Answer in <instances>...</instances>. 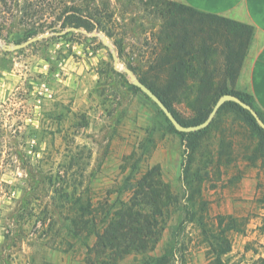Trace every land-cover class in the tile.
Instances as JSON below:
<instances>
[{
	"label": "rangeland",
	"instance_id": "obj_1",
	"mask_svg": "<svg viewBox=\"0 0 264 264\" xmlns=\"http://www.w3.org/2000/svg\"><path fill=\"white\" fill-rule=\"evenodd\" d=\"M66 1L93 2L110 18L91 32L45 24V32L36 36L46 37L18 50L4 48L30 39L24 35L26 24L17 17L0 18V122L11 156L6 165L7 157L0 156L5 184L0 189V264H104L95 254L96 235L132 196L124 192L126 178L135 181L152 167L169 193L158 217L160 235L152 251L131 253L114 264H145L166 253V264H211L214 257L196 223L184 226L170 253L172 232L186 208L208 223L221 222L222 228L234 220L235 229L225 233L230 248L221 264H264V139L258 129L226 100L188 140L125 73L128 69L136 80L146 76L160 83L167 71L159 72L165 55L163 4L183 3ZM201 21L206 33L196 35L189 49L190 80L173 98L183 120L200 110L207 120L218 102L195 98L194 77L205 70L220 80L227 42L239 54L246 46L234 86L242 91L237 81L252 40V29L246 44L244 30L230 34L217 20ZM202 40L209 50L204 65ZM190 146L195 148L189 165L194 176L187 186L181 169ZM195 175L202 178L205 207L200 211L190 208L198 202Z\"/></svg>",
	"mask_w": 264,
	"mask_h": 264
},
{
	"label": "trees",
	"instance_id": "obj_2",
	"mask_svg": "<svg viewBox=\"0 0 264 264\" xmlns=\"http://www.w3.org/2000/svg\"><path fill=\"white\" fill-rule=\"evenodd\" d=\"M164 21L165 24L160 32L162 34L163 47L165 51L164 59L159 63L160 71L167 69L165 75L161 78L160 83L150 81L146 76H141L139 81L147 86L169 110L181 127L196 126L205 122L206 113L202 110L188 120L179 118L173 109V98L175 95L182 94L187 88L190 78L187 75L188 66L190 67L189 49H192V43L195 36H201L206 33L205 28L201 26V20L210 18L217 20L223 27L224 31L230 34L236 31H245L247 33V41L250 39L251 27L241 24L224 17L213 14H206L195 10L187 5L179 3L165 2ZM185 14L187 18H179L177 15ZM18 18L19 24H26L24 35L26 38H33L38 34L45 32V24H61L60 28H74L76 31L84 30L91 32L99 29L100 24H107L110 18L106 14V10H100L99 5L86 4L85 2L77 3L76 1L66 0H0V18ZM199 21V22H197ZM198 23L201 28H196ZM31 24V25H30ZM197 25V24H196ZM50 29V25L47 26ZM46 28V29H47ZM104 29V28H102ZM204 46L199 48L202 50L204 59L202 64H207L208 48L206 41L202 40ZM228 54L225 57L224 73L220 80L214 81L216 78L203 70L202 74L195 76L194 80L197 84L195 98L203 103L204 101H216L224 95H231L235 100L249 106L258 116L259 125L264 124V113L254 102L253 97L246 93L235 89V81L240 69L244 53H236L230 44H228ZM172 54V57L169 56ZM238 113L250 123L249 125L258 129L260 141L264 139V130L258 127L257 121L251 113L242 108L237 102H227ZM9 117L7 118V120ZM202 130L194 132H185L184 135H199ZM6 129L0 122V156L5 154L7 157L6 164L10 161L9 146L4 139ZM4 141V144H3ZM262 146V145H260ZM191 147V146H190ZM188 149V147H187ZM195 148H190V153L186 156V164L182 167V180L185 185L189 186L193 179L190 175L189 165L192 162L191 155ZM257 150V149H256ZM196 186H193L197 195L198 202L191 203L190 208L194 211L204 209L205 204L201 199L200 183L202 178L194 177ZM5 184L0 180L1 186ZM125 193L132 195L130 199L122 204V212L113 215L114 218L103 229L102 233L96 235V255H102L106 262L104 264H114L120 261L124 256L131 253L145 254L152 251L155 243L160 235V221L158 217L161 215L162 208L167 205L169 193L167 186L162 183L159 171L156 167L147 169L135 181H131V177L126 178L124 184ZM1 192V191H0ZM127 193V194H128ZM147 211V212H146ZM185 215L181 218L178 225L172 232V247L170 253L179 245V235L184 226L188 223H196L200 227V233L206 240L213 259L211 264H221V257L225 255L230 248L228 238L225 233L228 230H234V220L229 219L232 223L227 228L221 227V222L208 223L200 215L196 216L193 210L186 208ZM144 212V213H143ZM174 248V249H173ZM168 253L162 257L148 259L150 264H166Z\"/></svg>",
	"mask_w": 264,
	"mask_h": 264
},
{
	"label": "crops",
	"instance_id": "obj_3",
	"mask_svg": "<svg viewBox=\"0 0 264 264\" xmlns=\"http://www.w3.org/2000/svg\"><path fill=\"white\" fill-rule=\"evenodd\" d=\"M195 10L251 27L253 34L237 86L264 113V0H178Z\"/></svg>",
	"mask_w": 264,
	"mask_h": 264
},
{
	"label": "water",
	"instance_id": "obj_4",
	"mask_svg": "<svg viewBox=\"0 0 264 264\" xmlns=\"http://www.w3.org/2000/svg\"><path fill=\"white\" fill-rule=\"evenodd\" d=\"M71 31H74V28H70ZM47 34H44L42 36H35L33 38H30L28 40H26L23 43H19V44H15L13 47H9V46H5V50H18L21 49L27 45H29L32 42H35L37 40H39L40 38L46 37ZM114 64H116V58H114ZM114 68H116V66L114 65ZM125 73L131 77V81L134 84L135 87H137L143 94H145L161 111L162 113L166 116V118L171 122V124L174 126V128L177 131L180 132H191V131H197L200 130L201 128L205 127L206 125H208V123L210 122L211 118L213 117V115L215 114L218 106L220 105L221 101H235L237 102L242 108L248 110L251 115L255 118V120L257 122H259L258 117L256 115V113L249 107L244 105L242 102L235 100V98L231 95H224L221 96L218 100V102L215 104V106L213 107L211 113L209 114L207 120L200 124V125H196V126H187V127H181L178 122L176 121V119L172 116V114L169 112V110L163 105V103L160 101V99L147 87L145 86L142 82H140L139 80H136L131 72L126 69ZM260 127L264 130V124L260 123Z\"/></svg>",
	"mask_w": 264,
	"mask_h": 264
}]
</instances>
